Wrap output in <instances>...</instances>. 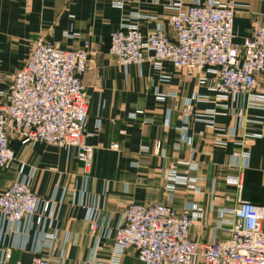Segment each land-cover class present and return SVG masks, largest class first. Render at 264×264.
Segmentation results:
<instances>
[{
  "label": "crops",
  "instance_id": "0c3cea01",
  "mask_svg": "<svg viewBox=\"0 0 264 264\" xmlns=\"http://www.w3.org/2000/svg\"><path fill=\"white\" fill-rule=\"evenodd\" d=\"M174 1L0 0V104L6 102L14 75L27 61L39 37L71 49L89 44V68L82 77L89 99L84 141L95 150L85 206L73 202V197L79 199L81 188L77 148L43 142L30 146L13 137L15 161L9 171L0 170V195L22 165L24 173L31 175L32 187L39 197L59 198L63 190H68L56 223V264L110 263L114 257L113 233L125 207L131 202H166L167 170L172 165L183 174L189 162L198 163V170L189 174L200 178V191L178 185L172 206L180 212L190 204L202 208L204 215L191 230V237L199 243L213 236L220 208L233 207L239 198L264 207V109L249 107L245 95L219 101L213 86L214 74H206L207 83L200 84L197 75L176 69L169 61L163 62L161 71L150 61L126 68L109 51L111 34L132 13L155 17L140 22L145 34L155 30L158 20L168 26L175 14L169 8ZM233 1L239 4L234 20L235 41L243 43L256 27L264 26V0ZM68 33L77 35L69 37ZM163 75L169 79L163 80ZM156 90L173 92L177 97L168 95L160 101ZM194 96L195 114L211 109L217 114L214 124L193 120L188 129L191 143H185L177 127L184 125V102ZM168 110L170 126L165 123ZM230 129H236L234 139L217 144L216 140L224 139ZM255 133L261 136H252ZM113 144L119 147L113 148ZM243 152L249 153L247 160L235 156ZM236 176L242 181L240 191L228 182L229 177ZM95 209L99 210L104 227L92 233L87 216ZM225 217L231 218L232 214L226 213ZM262 225L264 228V221ZM66 234L69 241L61 258ZM228 237L224 231L218 234L220 240ZM24 240L23 234L14 231L8 243L21 244ZM29 247L14 249L4 264H33L35 254ZM41 255L49 256L48 250ZM119 264L143 263L137 251L129 248Z\"/></svg>",
  "mask_w": 264,
  "mask_h": 264
},
{
  "label": "built area",
  "instance_id": "2783aa9c",
  "mask_svg": "<svg viewBox=\"0 0 264 264\" xmlns=\"http://www.w3.org/2000/svg\"><path fill=\"white\" fill-rule=\"evenodd\" d=\"M169 8L175 10V14L168 26L158 20L155 30L147 34L142 31L140 22L155 17L135 12L124 20L110 37L109 51L117 62L127 68L150 61L161 71L163 62L169 61L174 68L197 75L200 84L207 83L206 74H214L213 86L219 101L236 100L245 95L249 107L264 109V26L256 27L248 39L238 43L234 20L239 4L235 1L175 0ZM89 55V44L71 49L39 37L27 61L14 75L6 102L0 104V170L9 171L15 161L13 137L30 146L43 142L77 148L81 188L79 199L76 201L73 197V202L81 206H85L95 150L84 141L89 99L82 77L89 68ZM162 79L167 80L169 76L163 75ZM156 95L160 101L168 95L177 97L173 92L165 94L159 90ZM195 99L194 96L184 102V125L177 127L185 143H191L188 129L193 120L214 124L217 114L213 109L195 114ZM132 117H136V113ZM165 123L166 126L171 124V110L167 112ZM96 127H100L99 121ZM235 135L236 129H230L226 138H218L216 143L226 144ZM160 146L158 142L157 148ZM118 147L113 144V148ZM179 147V144L175 146ZM235 156L247 160L249 153H235ZM23 170L22 165L0 195V264L12 256L14 249L29 246L35 254L33 264H56L53 258L58 237L56 223L69 192L65 189L59 198L54 195L43 199L35 193L31 175ZM197 170L195 161L189 162L183 174L172 165L167 170L166 202L129 203L113 233V260L99 263L119 264L126 250L134 248L143 264H264V207L241 198L233 207L219 209V220L209 241L199 243L191 237L192 227L204 215L202 208L190 204L180 212L172 203L178 185L200 191V178L189 174ZM228 182L235 184L239 191L242 189L240 176L229 177ZM226 213L232 217H225ZM87 219L92 233L104 227L98 209L90 210ZM49 229L54 230L49 232ZM14 231L25 236L21 244L8 243ZM220 231L226 232L228 239L220 240ZM68 241L69 234H66L61 258L66 254ZM45 250L49 256L41 255Z\"/></svg>",
  "mask_w": 264,
  "mask_h": 264
}]
</instances>
